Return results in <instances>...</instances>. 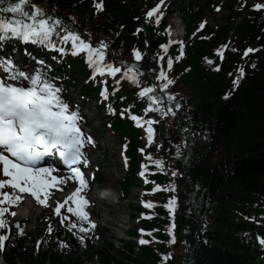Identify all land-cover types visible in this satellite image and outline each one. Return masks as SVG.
<instances>
[{"label":"trees","instance_id":"trees-1","mask_svg":"<svg viewBox=\"0 0 264 264\" xmlns=\"http://www.w3.org/2000/svg\"><path fill=\"white\" fill-rule=\"evenodd\" d=\"M202 1L189 0V7H179L187 31L180 52L178 46L161 47L167 45L165 21L158 26H145L147 32L138 30L147 0H30L44 13L62 21L56 30L59 35L54 33L51 37L56 48L29 50L45 66H52L48 59L54 56L64 66L58 70L59 75L73 78L77 70L87 74L82 56L73 59L68 42H60L65 35L62 29L67 28L81 32V38L91 44L103 41L107 45L104 65L111 64L124 73L131 68L128 74L137 75V88L121 81L118 93L111 98L116 109L130 104L133 113L143 115L150 101L148 97L140 99L138 89L154 86L148 95H155L159 104L148 109L143 118L156 122V144L148 150L153 174L148 177L160 190L151 196L156 202V218L142 224L157 231L155 236L160 243L149 242L135 257L131 241L117 250L106 242L89 253L68 235L63 236L65 245L58 244L61 232L51 243V232H45L37 245L30 236L16 247L5 244L0 255L3 263L83 264L85 257L89 261L98 259V264H174L177 256L162 262L161 255L172 256L175 249H181V264H264L260 258L264 253L258 251L255 241L258 231L264 238L263 24L258 17L236 23L240 14L234 8L235 0H231L232 4L225 6L229 15L219 27L199 29L202 13L213 10L210 1ZM101 2L103 7L98 10L96 5ZM192 4L199 5L197 12ZM228 43L236 49L227 48ZM63 45L66 51L61 56L57 49ZM245 46L256 48L245 55ZM5 47L17 44L6 41ZM133 49L140 53L139 60ZM33 59L22 60L30 63ZM169 59L173 62L169 72L175 86L160 90L156 72L166 69ZM78 86L81 95L96 89L89 83ZM114 122L113 129L129 141L133 178L137 169L134 150L141 145L136 139L139 132L128 121ZM159 159L164 167L156 165ZM131 184V179L126 178L123 190L127 192ZM169 202L175 206L171 215L164 206ZM170 223L176 237L171 243L174 246H170L164 233ZM26 241L28 246L23 248Z\"/></svg>","mask_w":264,"mask_h":264},{"label":"snow or ice","instance_id":"snow-or-ice-1","mask_svg":"<svg viewBox=\"0 0 264 264\" xmlns=\"http://www.w3.org/2000/svg\"><path fill=\"white\" fill-rule=\"evenodd\" d=\"M163 0H159L152 9L147 13V17H152L159 9ZM97 9L103 7L102 2L96 5ZM253 7L260 9L264 8V4H254ZM0 13H10L7 18L0 16V41L8 37L20 38L24 41H32L34 43L44 44L50 48H56L57 45L52 41L51 37L55 33L57 26L62 21L57 17L47 16L43 9L35 4H31L30 0H0ZM160 15L156 16V21L159 22ZM65 32L64 36L60 37L61 43L71 41L73 54L81 50L87 51V59L89 66L96 72L101 74L107 71L110 75H115L120 72V68L113 67L111 64L102 65L104 52L102 51L107 45L101 41L99 47H93L89 42L82 39L78 33L70 31L67 28L62 29ZM166 48L167 45H161ZM60 52H65L66 49L59 48ZM254 51L247 49V52ZM133 53L137 60L140 59V53L133 49ZM95 54V59H93ZM210 62V61H209ZM43 63V62H41ZM172 61L169 59L168 65L171 67ZM0 68L7 74L8 80L21 83H10L8 80L0 79V173L3 177L0 178V229L7 226V221L4 214L9 212V208L5 205H16L24 199L20 193H30L32 197L40 204H46L48 197L52 195L50 189L59 187L61 182H66L64 177L54 176L55 171L52 166L47 168L37 167L48 153L58 152L64 165H71L79 161L82 157L81 148L85 143L92 142V138L85 137L77 121L80 119L79 113L70 111L69 104L60 96V89L49 79L44 78L38 71L26 72L19 69L11 58H0ZM132 71L131 68L126 70V74ZM243 75V70H240ZM165 77V73L161 70L160 75L156 79ZM135 83V76H129ZM234 80L233 83H238ZM24 81L27 83L25 84ZM161 85L166 88L168 83ZM153 87L142 88L139 92L141 97L152 93ZM101 95H104L102 92ZM169 101L172 100L169 94ZM148 109H152L153 105H158L159 100L155 95H148ZM177 108L180 105H175ZM148 109H145L147 111ZM111 110V109H110ZM156 110H160L157 108ZM172 111L171 108L168 109ZM165 115L167 112L164 113ZM174 114V113H173ZM133 120L139 122L141 117L133 115ZM149 125L153 121H147ZM149 135L148 140H152L153 129H147ZM87 163V161H84ZM157 165L160 161H155ZM75 175L73 179H77L79 183L86 187L87 182L83 179V173L79 168L73 167L70 169ZM143 175V172L140 173ZM50 177V179H49ZM147 182V181H146ZM11 188V191L6 190ZM159 187V186H157ZM62 190V189H61ZM80 188H76L74 192L64 198V202L68 200L77 201L75 209L69 207L70 212H74L83 221H87L90 227H94L91 220L88 219V213L84 211V206L88 201L83 196H78ZM43 193V199L41 194ZM147 206H151V202H146ZM62 206L61 201H57L56 211L60 212ZM15 215L14 212L11 213ZM63 222V220H62ZM72 224L70 227H76ZM82 232H87L89 229L79 225ZM19 228V224H17ZM48 231H51L49 227ZM144 230L141 229V232ZM170 231V230H169ZM23 234L22 229L20 230ZM6 234H0V250L4 247ZM81 242L84 236L79 237ZM147 241L141 239L140 243ZM264 243V241H261ZM63 243V242H62ZM166 255L164 259H167Z\"/></svg>","mask_w":264,"mask_h":264},{"label":"rangeland","instance_id":"rangeland-1","mask_svg":"<svg viewBox=\"0 0 264 264\" xmlns=\"http://www.w3.org/2000/svg\"><path fill=\"white\" fill-rule=\"evenodd\" d=\"M219 3H221L223 0H218ZM181 3L182 5L187 4V0H171V2L168 4L170 5V9L173 10L174 12L177 10V7L179 6L178 4ZM225 12L218 13L215 17L216 22H219L221 18L225 16ZM172 18L168 20L167 22V29L169 31V37L170 33L172 36L173 32V24H180V13H176L171 16ZM211 16L208 15V13L204 14V20H206V27H210V25H214L215 19L212 21H209L208 18ZM183 22V21H181ZM182 25L184 24L181 23ZM168 33V32H167ZM171 40L172 37H170ZM85 110L88 112V116L90 115H95V111H93V105L90 106V108H85ZM93 123V132H96L97 127L99 126V123H97L96 117L94 116L92 119ZM105 136L98 140V145L105 146V149H107V156L103 159L101 157L102 151H100L99 155L97 156V160L102 162L101 168L102 171L100 173V183L97 185V189L101 191L97 194V198L99 199V204L97 207L98 210V221L100 225V230H104L103 232V240L102 241H97L95 242L94 246L96 247H101L103 244L107 241L112 244V246L115 249L121 248V246L128 240L125 235H123V232L128 228L126 226L120 227V220L123 222L127 220V215H134L136 216L137 211L135 209L138 207V198L140 197V191L138 189H133L134 187H141L142 183L138 185V181L134 182L132 185V188L126 197V200L117 203L116 201V196L120 192V186L119 182L121 181L123 174L121 172L120 167L118 166V146L119 144V139L115 135H111L110 133L105 132ZM103 160V161H102ZM109 189V190H107ZM107 198V199H106ZM96 209V208H95ZM40 211L37 209L35 216L38 215ZM131 226L135 227L136 223L135 221L130 222ZM129 224V225H130ZM37 222L33 224V221L31 220V225H29V229H33L32 227H36ZM180 254V252H177ZM96 261H94V264ZM2 264V263H0ZM174 264H180V261L177 260L175 261Z\"/></svg>","mask_w":264,"mask_h":264}]
</instances>
